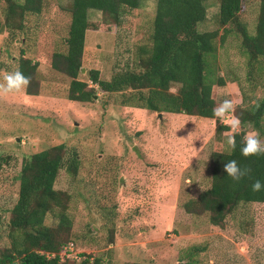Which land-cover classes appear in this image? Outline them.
I'll return each mask as SVG.
<instances>
[{"label": "rangeland", "instance_id": "374dc122", "mask_svg": "<svg viewBox=\"0 0 264 264\" xmlns=\"http://www.w3.org/2000/svg\"><path fill=\"white\" fill-rule=\"evenodd\" d=\"M70 1L40 0L39 13L24 15L19 29L1 26L0 83L26 58L36 64L29 85L36 94L22 90L0 96V249L8 246L6 223L22 160L62 145L64 166L53 189L68 197L72 253L97 258L99 264H264V203L238 204L219 226L210 224L208 212L190 214L183 208L209 188V155L228 151L233 131L227 121L234 112L224 120L149 112L121 104L129 91L95 89L89 102L68 100L70 78L50 62L52 54L65 52ZM154 2L140 0L136 10L120 9L117 26H103L99 12H88L83 71L76 80L91 86V69L101 80L137 71L135 49L149 42ZM257 3L242 1L239 21L248 34ZM205 7L199 32L217 28V3L207 1ZM3 16L0 3V22ZM231 31L221 45L214 41L215 73L224 80V86L211 88L215 106L225 99L235 108L264 101V59L250 63ZM176 89L172 85L169 91ZM219 124L229 130L214 132ZM243 130L244 137L258 133L264 142V113L258 127L246 124ZM45 223L53 226L56 219L47 214Z\"/></svg>", "mask_w": 264, "mask_h": 264}, {"label": "trees", "instance_id": "16d2710c", "mask_svg": "<svg viewBox=\"0 0 264 264\" xmlns=\"http://www.w3.org/2000/svg\"><path fill=\"white\" fill-rule=\"evenodd\" d=\"M211 0H155L149 42L135 49L134 70H123L109 80H101L97 70L87 72L86 82L76 80L84 43V33L89 28L88 12L101 15L100 24L117 26L120 9L136 10L140 0H71L68 11L70 21L64 53L52 54L53 70L70 78L67 99L76 102L92 100L94 90L107 93L129 91L121 100L124 106L155 113L182 114L189 117L214 119L215 107L211 97L213 86H224V80L215 73V45L223 42L224 36L235 30L240 38V47L250 63L264 59V0H258L252 34L239 21L243 0H213L217 3L215 22L217 28L199 32L197 25L205 20L206 2ZM4 6L0 30L20 28L26 14H38L40 0H24L23 5L15 0H0ZM15 24V26H14ZM218 30L222 34L218 35ZM23 57V56H21ZM36 64L20 58L18 70L33 80ZM176 85L174 93L169 89ZM26 95L36 91L25 90ZM240 107L234 117L240 119V130L235 135L237 147L230 146L226 152L213 151L210 160L209 188L188 201L183 208L188 213H209V222L219 226L224 216L240 203H264V190L254 193L251 184L259 179L264 183V155L245 158L240 153L244 138L243 126L258 127L264 113V101ZM227 126H214V132L228 131ZM63 146L55 145L24 158L18 175L17 199L7 219L6 238L8 246L0 249V264H99L97 258L83 257L79 261L65 257L63 248L69 244L70 222L65 214L67 195L54 190L57 172L63 168ZM73 170L75 167L74 156ZM236 160L241 168L252 169L250 177L235 183L222 171L223 164ZM47 214L53 215L56 223L46 225ZM148 264V263H146Z\"/></svg>", "mask_w": 264, "mask_h": 264}, {"label": "clouds", "instance_id": "9594fccd", "mask_svg": "<svg viewBox=\"0 0 264 264\" xmlns=\"http://www.w3.org/2000/svg\"><path fill=\"white\" fill-rule=\"evenodd\" d=\"M23 5L24 0H19ZM2 83H0V96H6L11 93H19L22 90H26L31 83V78L25 76L20 70L9 72L3 77ZM258 108L259 105L253 101ZM235 111V105L232 100L225 99L219 105L213 107V116L219 120H224L229 113ZM228 126L232 129L233 133L239 129L241 121L237 117L227 121ZM227 144L235 150L237 147L235 135H230L227 138ZM240 153L243 157H253L264 155V142L261 141L258 133H250L245 136L241 142ZM222 171L231 178L235 183H239L245 177H250L252 169L249 167L241 168L236 160H229L223 164ZM264 190V183L261 180L256 179L251 184V191L254 193ZM204 191V190H201Z\"/></svg>", "mask_w": 264, "mask_h": 264}, {"label": "built area", "instance_id": "2783aa9c", "mask_svg": "<svg viewBox=\"0 0 264 264\" xmlns=\"http://www.w3.org/2000/svg\"><path fill=\"white\" fill-rule=\"evenodd\" d=\"M71 248H72V244H71V243L67 244V245L63 248L64 251L62 252V254L65 253V254H64L65 257H67V258H69V259H74V260H76V261H79V260L81 259V257L77 256V254L72 253Z\"/></svg>", "mask_w": 264, "mask_h": 264}, {"label": "water", "instance_id": "95a60500", "mask_svg": "<svg viewBox=\"0 0 264 264\" xmlns=\"http://www.w3.org/2000/svg\"><path fill=\"white\" fill-rule=\"evenodd\" d=\"M83 70L81 69L80 72H82Z\"/></svg>", "mask_w": 264, "mask_h": 264}]
</instances>
